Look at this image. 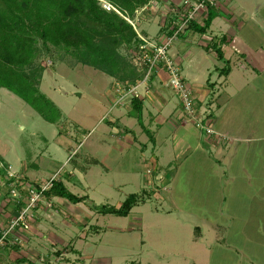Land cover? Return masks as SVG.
<instances>
[{"label":"rangeland","instance_id":"rangeland-1","mask_svg":"<svg viewBox=\"0 0 264 264\" xmlns=\"http://www.w3.org/2000/svg\"><path fill=\"white\" fill-rule=\"evenodd\" d=\"M141 9H139V13L136 12L135 17L130 19L136 23V29L142 35L157 37L162 32H160V25L164 18L162 12L165 9L161 7L160 13L157 11V5H150L145 11H141ZM261 14L264 15V10ZM151 24L152 26L156 25V27L151 28L149 33L148 30ZM214 29H216V26ZM190 33L193 35L174 41L171 54L175 59L178 57L181 74L184 80L189 82L184 76L189 72V62L187 61L188 58L186 60L183 57L187 51H193L192 61L195 62L192 67L197 65H199V68L201 67L204 72V75L201 76L203 82L207 80L210 83L217 82V88L212 91L213 93L218 89L222 90L218 103L214 101V104H218L221 109L214 108L212 114L210 111V117L204 113V110L200 111L195 94V92L197 94L198 92L196 87L189 82L196 101L194 104L196 118H192L186 112L182 97L177 90L170 86L159 89H168L167 93L172 95L175 101L179 103V109H182L181 111L185 113V117L193 119V125L190 123L188 127L190 131H195L197 128L199 132L202 131V133L207 134L206 127L209 126L214 129V136L217 138L223 137H221V140L224 145H228V147H232L231 144L237 143L246 145L244 141L235 140L234 135H243L246 133L244 132L245 129L249 128L248 130H250L254 124L259 123L257 115L264 108V96L261 95L264 92V72L253 70L255 83L252 84L256 87L257 92L249 90V87L253 88V86H247V80L243 77L244 82L241 81L237 87L236 83H229L228 88H225L229 92V95H227L223 92L224 87H222L226 75L220 76L221 69L217 70L218 67L223 68L225 64L215 54L208 53L206 47L200 44L197 38H201V35L197 34L194 37L196 33L194 30ZM262 36L263 33L260 37L263 38ZM260 45L257 48L264 51L263 43ZM130 50L132 52V49ZM52 51L53 55L43 54L38 62L45 68L40 90L64 112L63 117L56 124L45 120L33 107L8 89L4 90L15 97L10 96L8 98L3 93L6 96L0 100V157L12 165L14 171L23 174L29 182L34 184L47 183L53 178L59 181L62 180L68 189L78 196L81 194L84 196L85 193L91 194L92 200L90 203L92 205L93 203L109 204L120 208L131 193L139 194L140 200L132 207L130 216L124 218L114 214L102 215L95 213L96 218L93 221L95 224H92L89 228H85L86 217L88 216L81 214L87 208L82 205L75 207L80 210L78 212L81 214L79 223H81L82 229L78 227L81 235L84 233L83 231L94 234L100 225H111L114 228L124 227L127 229L120 230L123 232L122 234L115 231L116 229L109 231L110 233L104 237L106 239L104 245L109 243V247L117 249L120 253L123 251L125 253L129 252L128 264H132L131 261L135 257H132V255L135 254V251L142 249V239L149 238L152 239L151 241L162 245L183 241L193 232L195 225H203L201 219L217 222L218 226H221L218 231L220 230L223 235L226 228H232V224H230L232 221L229 218V214H232L233 211L230 212L232 206L222 202L220 194L222 193L223 196L224 193L229 195L232 191H234L233 193L238 192V190L243 191L244 188L241 183L248 185L249 182L246 175L243 176L242 174L240 181H231L228 174L222 171L219 176H213L211 174L212 166L210 164L203 165L204 156L201 157L200 149L195 148L197 141H194L192 135L188 132L185 135L193 139L192 144H189V146H185L182 140L177 138L168 143L164 140L166 134L163 133V130L169 133H174V130L167 123L159 124V119H155L150 124L146 119L145 127L141 125L137 117L129 119L126 123L136 129L134 132L131 131L130 135L121 133L120 136H124L125 145L120 144L121 137L117 134L119 131L115 130L116 132L113 133L111 130L112 125L108 122V119L112 117V114L108 113L110 108L109 96L112 97L113 95V100L119 96L115 87L118 79L112 80L110 75L94 67L77 63L70 54L64 51L55 48ZM121 51L123 54L129 55L131 62L134 64L133 55L136 52L133 51V55H131L128 52L129 50L124 47L121 48ZM205 55L208 56L207 60L202 59ZM182 59L183 65H181ZM50 62H52L51 65H49ZM233 67L239 69L237 65ZM199 68L197 67V69ZM153 89L150 86L146 90H141L147 93L152 92ZM206 89L210 91L212 88L206 85ZM108 90H113V93L110 94ZM115 90L117 93H114ZM3 94H0V97ZM249 96L254 97L253 102L249 99ZM210 97H214V95L211 94ZM120 106L122 105L117 107ZM217 116L220 118V121H216L218 130L215 129L216 125L213 122V119H216ZM211 117L213 119L209 121ZM202 125L205 127H202ZM159 132H162L161 137ZM100 141H104L105 144L100 143ZM144 143L147 144L146 149L143 146ZM107 144L111 146L110 148L115 147L117 149V151L113 149L112 152H118L120 158L113 163L105 161L104 166L103 163L95 160H100L103 156L108 155L109 152L103 150L107 149ZM125 146L126 149L122 150L121 148ZM155 146L157 148L153 152L152 149ZM160 147L161 150L166 148L168 155L174 154L175 157L173 156L169 160L171 166L166 165L163 167L160 162L147 159L153 156V153L158 152ZM143 152L145 153L143 154ZM91 188H95V190ZM0 194H2L1 191ZM5 198L8 197L4 195L0 197L4 204ZM52 200L54 206L52 208H42L39 210V214L36 212L37 219L34 223L52 225L58 223L56 220V218L59 219L56 216L58 203H56L55 197ZM231 201L232 204L234 201L236 202L234 208H236V205L239 208L244 205L238 199H231ZM68 202L72 206L76 205L70 201ZM15 206L17 205L15 204ZM12 208L10 206L8 209L11 210ZM137 212L142 214L140 219L135 217ZM157 212H159V215ZM0 214L4 213L0 212ZM91 214L89 213L90 216ZM60 217L62 218L61 215ZM66 219L69 218L66 217ZM142 219L143 224H147V226H144L145 230H137L136 228L133 231L128 230L129 227L135 226L132 222H136V220H140L136 224L141 225ZM189 220L193 222H189ZM236 228L238 226L233 227L232 230L237 232ZM143 231L145 232L143 233ZM246 234L254 235L253 242L244 243L243 237L245 238V236L242 237V243L245 247L243 249L248 256L241 250V246L237 245L241 249L234 248L221 242V244L218 243L212 246L210 257L203 264H264V247L256 245V242L259 244L263 242L264 238L260 239L255 235V231L250 228L246 230ZM228 236L230 235L228 234ZM230 239L232 241L236 240L242 245L239 236L234 237L231 235L229 241ZM208 241L215 243L216 240L210 237ZM184 247L186 248V246ZM113 255L116 254H111L112 258H116ZM174 261L169 262L166 260V262H157V264H180V262L175 263Z\"/></svg>","mask_w":264,"mask_h":264},{"label":"crops","instance_id":"crops-1","mask_svg":"<svg viewBox=\"0 0 264 264\" xmlns=\"http://www.w3.org/2000/svg\"><path fill=\"white\" fill-rule=\"evenodd\" d=\"M263 10L264 0H218V5L214 7L217 17L213 20L208 31L204 34L194 31L196 32L194 37H196L197 34L201 35V38H197L199 39L200 44L206 47L208 53L215 54L219 60L220 58L217 52L211 47L215 41H221L222 44L219 46L224 52L225 61H220L225 64V66L223 68L218 67L217 70L221 69L220 76H223L224 74L226 75L222 87H224L223 92L227 95H229V92H227L225 88H228L229 83H236L237 87L241 81L244 82L243 77L247 80V86H253V88L249 87V90L257 92L256 87L252 83H255L253 80L255 79L253 77V70H261L264 72V51L261 48H257L261 46V43H263L264 46V15L261 14ZM150 26V29L148 28L149 33L151 28L154 29L156 25L152 26L151 24ZM215 26L216 29H214ZM262 33L263 38L260 37ZM189 35L193 34L190 33ZM192 53V50L187 51L183 57V59L185 58L186 60L188 58L187 61L189 62V72H187L184 76L194 87H196V91L199 94L198 95L195 92L199 107L198 109L200 111L204 110V113L210 117L214 108L221 109V107H218V104H214V101L218 103V98L221 96L222 90L218 89L217 91H214L215 93H213L212 91L217 88V82L210 83L208 80L203 82L201 76L204 75V72L201 70V67L199 68L197 63L196 67H192L195 62L192 61ZM183 59L181 60V65H183ZM202 59L207 60L208 56L205 55ZM233 64L237 65L239 69H234ZM197 67L199 69H197ZM225 67L226 70H224ZM230 76H232V78H230ZM114 79L115 78L112 77V80ZM167 79V71L165 69H161L159 75L153 76V78L148 82L149 84L146 83L139 86V90L142 93L140 100L143 103L142 115L144 124L146 125V119L149 124L153 123L155 119H159V124L163 125L164 123H167L170 125L169 127L173 128L174 133H169L163 130V133L165 132L164 134H166L164 140L166 142L168 141V143L170 141L173 142L176 138L178 140H182V143H184L185 146L192 144L191 142H193V139L194 141H197L195 148L200 149L201 157L204 156L203 165L210 164L212 166L213 169L211 174L213 176H219L222 171L223 173L228 174L231 181H240V177L243 174V176H247V181L249 182L248 185L240 182L243 184V191L238 190V192L235 191L236 193H233L234 191H232L229 195L224 193L223 196L222 193L220 194L221 201L225 202L226 205L232 206L230 208V212L233 210L232 214H229V218H231L230 220L232 221L230 223L232 224V228H226L225 231L221 230L224 231V235L220 232V230L218 231L221 226H218L217 222H210L206 219H201L203 225H195L194 222L195 228H193V232L187 236V239L177 242L179 244L171 242L170 244L162 245L157 244L158 242L155 243L154 241H151L152 239L149 238L142 239V249L135 251V254L132 255V257H135L131 263L157 264V262H166V260L169 262L171 260H176L174 262H180V264H203V262L210 257L209 255L211 254L212 246L218 243L221 244V242L224 245H229L234 248H240L239 246H241L242 249H240L245 253L246 251L243 249L245 247L242 243L243 235L245 236V238L243 237L244 243L251 242L254 238V235H247L246 230L250 228L255 231V235L260 239L262 237L264 238V108L257 115L259 118L258 124H254L250 130H248L249 128L245 129L244 132L246 133L243 135H234L235 140H241V142L244 141L246 142V145H239L237 143L231 144L232 147H228V145L223 144L224 142L221 140L222 136L217 138L213 133L208 132L207 135L204 132L206 134L205 136V134L202 133V131L199 132L197 128L195 131H190L188 129L190 123L193 125V119L185 117V113L181 111L182 109H179V103L175 101V98L172 95L167 93L168 89H159L161 87H167ZM136 84H138V82ZM206 85L212 89L209 91V89H206ZM150 86L155 90L153 89L152 92L149 91L147 93L143 91ZM4 89L6 88L0 89V94L5 93L8 98H10V96L15 97ZM108 92L111 94L113 93V90H108ZM114 93H117L116 90ZM211 94H213L214 97H210ZM6 95L3 94L2 97H0V100ZM261 95L264 96V92ZM249 99L253 102L254 97L249 96ZM109 100L110 108L108 113H111L112 117L111 119H108V122L112 125L111 130L113 133L116 132L115 130L119 131L117 133L119 134L118 136H120L121 133H127L130 135V132H134L136 128L126 123V121H129V119H132L133 117L138 118V114L134 108L132 100H128L126 104H123L119 108L117 107L118 105L115 106L114 104L116 99L113 100V95L112 97L111 95L109 96ZM115 110L116 112H114ZM61 112L63 117V110H61ZM211 119L213 118L211 117L209 121H211ZM216 121H220L218 116L216 119H213L215 125ZM215 129L218 130L217 125L215 126ZM187 132L192 135L193 139L185 136ZM161 133L162 132H159V136ZM120 137V144L125 145L124 136ZM100 143L105 144L104 141H100ZM107 145V149L103 150L105 152H109L108 155L105 157L103 156L102 159L100 158L101 161L95 160L96 162L104 164V162L107 161L113 163L114 161H118L120 158V154L118 152L115 153L117 149L115 147L110 148L111 146L109 144ZM126 146L121 149H126ZM143 146L145 149L147 148V144L144 143ZM156 148L157 146H155L152 151L155 152ZM113 149L115 150L114 153L112 152ZM144 153L145 152H143V154ZM153 154V156H150L147 159L158 161L163 167L166 165L171 166V162H169V160L174 156V154L168 155L166 148L161 150L160 147L158 148V152ZM3 160L5 161V159ZM91 189L95 190V188ZM79 196L82 197L83 195L81 194ZM84 196H87L89 199L86 202L77 203L75 206H72L68 202V199L55 197V201L58 203L56 216L60 219L56 218L58 223L53 225L48 223L40 224L39 222L34 223L31 231L25 233V239L21 242V244L9 245L1 251L0 264H128L130 257L129 252L125 253V251H123L120 253L117 249L109 247V243L104 245V240H106L104 237L110 233L109 231H114L116 229L115 231L122 234L123 232L120 230H127L126 228H114L111 225H100L98 228L99 230L97 229L94 234H89L87 231H83L84 233H82V235L79 234L78 227H81L82 229L81 223H79V217L81 214H86L88 216L86 217L85 228H89L92 224H95L93 223L96 218L95 213L102 214L96 212L92 208V203H90L92 195L85 193ZM231 199L241 200L244 205L241 208L236 205V208H234L236 202L234 201L232 204ZM80 205L87 208V210L82 211L81 214L78 212L80 210L75 208ZM93 205L100 204L93 203ZM0 206L2 207V209L0 207V212L4 213L2 215L0 214L1 226L7 224L9 219L17 214L18 207H16L14 203H11L10 206L13 208L10 210L8 209L10 206H5L1 200ZM154 209L159 210L158 208ZM37 213L39 214L40 211ZM89 213H92L91 216ZM139 213L140 212H137L135 214V217H137L136 219H140V216H142V214ZM157 213L159 215V212ZM66 217L69 219H66ZM139 221L140 220H136V222ZM141 221V225H137L138 223L136 224L135 221L132 222L135 226L129 227L128 230L133 231L135 228L137 230H145L144 226H147V224H143V219ZM189 222L193 221L189 220ZM238 223L240 224L237 225ZM235 226H238V228L235 229L237 232L232 230ZM144 232L145 231H143V233ZM232 233L235 234L233 235ZM228 234L234 237L239 236V241L242 245L236 240L232 241L230 239L229 241L230 236H228ZM210 237L215 238V243L208 241ZM246 238L247 240H245ZM256 245L264 247V239L263 242H260V244L256 242ZM184 246H186L187 249ZM112 253L116 254L113 255L116 256V258H112ZM245 255L248 256L246 253Z\"/></svg>","mask_w":264,"mask_h":264},{"label":"trees","instance_id":"trees-1","mask_svg":"<svg viewBox=\"0 0 264 264\" xmlns=\"http://www.w3.org/2000/svg\"><path fill=\"white\" fill-rule=\"evenodd\" d=\"M107 1L130 18L149 3V0ZM216 17L214 7H209L204 25L193 23L192 29L204 34ZM140 43L133 25L117 11L105 9L100 0H0V89L10 90L45 120L57 123L62 117L61 110L40 90L45 70L38 62L41 55L51 56L55 48L70 54L77 63L94 67L118 81L136 84L145 74L121 48H127L133 55ZM220 44L221 41H215L211 48L225 61ZM132 103L145 127L142 101L135 97ZM46 195L75 204L89 199L71 192L62 180H55ZM139 200V194L132 193L120 208L109 204L92 208L98 213L127 217Z\"/></svg>","mask_w":264,"mask_h":264},{"label":"built area","instance_id":"built-area-1","mask_svg":"<svg viewBox=\"0 0 264 264\" xmlns=\"http://www.w3.org/2000/svg\"><path fill=\"white\" fill-rule=\"evenodd\" d=\"M102 6L107 10H115L124 16L136 29V23L125 16L114 4L107 0H100ZM150 5H157L158 13L160 8L163 20L160 25V34L156 37H147L139 31L141 43L136 53L133 55L134 65L139 71L144 72L145 76L138 84L130 82L116 81L115 87L118 97L115 100L116 105L126 104L133 98H141L142 93L139 90L141 84L148 83L153 76H157L161 69L168 73L166 86H170L180 93L186 112L196 118L194 111L195 98L193 90L184 80L181 74L180 62L171 54V48L174 41L188 37L193 30V23L204 25L205 18L209 13V7H216L218 0H149V3L141 9L145 11ZM140 10H137L139 13ZM50 62L49 65H51ZM202 127H205L202 125ZM209 133H213L211 127H206ZM55 178L47 183L34 184L27 178L13 170L12 165L0 159V197L5 198V206L16 204L18 207L17 214L12 216L8 223L1 225L0 236V254L1 251L9 245H18L25 239V233L30 232L36 221V212L42 208H52L53 200L48 198L46 192L53 186ZM4 191V192H3Z\"/></svg>","mask_w":264,"mask_h":264}]
</instances>
